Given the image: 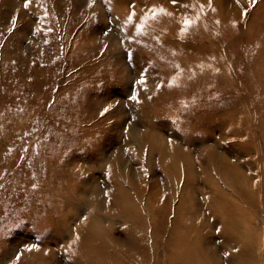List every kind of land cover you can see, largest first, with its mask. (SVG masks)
<instances>
[{"label":"rangeland","instance_id":"1","mask_svg":"<svg viewBox=\"0 0 264 264\" xmlns=\"http://www.w3.org/2000/svg\"><path fill=\"white\" fill-rule=\"evenodd\" d=\"M263 35L264 0H0V264H170L178 207L206 215L216 196L203 177L264 237V191L235 184L259 170L264 185V100L252 105L244 82L253 67L264 82ZM172 151L189 157L191 193L166 179ZM218 218L206 244L234 264Z\"/></svg>","mask_w":264,"mask_h":264},{"label":"bare ground","instance_id":"2","mask_svg":"<svg viewBox=\"0 0 264 264\" xmlns=\"http://www.w3.org/2000/svg\"><path fill=\"white\" fill-rule=\"evenodd\" d=\"M162 7L163 11L161 12H164L165 14L167 12L168 15H166L171 24L180 21V17L177 14L175 15V13L173 12L171 13L172 10L167 5L164 4ZM219 17L224 20L227 19V17H224L222 15H219ZM207 24H210L209 21L207 22ZM245 34L246 44H248L249 42L252 43L253 39L250 30H247ZM166 43H163L164 46H166ZM226 44L227 47L225 48V51L227 53L228 61L232 60L235 57H238L236 53L237 48L233 45V43L231 41H227ZM258 47H264L263 39L259 41ZM242 59H245V62H247L249 57L246 56L244 58H240V61L236 59L231 63L228 62L227 68L229 69L231 67L233 70H237L240 67L239 62H241ZM208 60L209 59L206 58L203 60L204 62H201L203 63L202 66L204 69H209L210 63L208 62ZM198 66L199 64L192 65V71H195V69L197 68L198 72H200V70L203 68H201L202 66ZM213 68H217L220 70V68L215 66H213ZM254 69L256 68L253 67L245 72L246 79H244V82L250 87L251 90L249 102L252 105L257 106L261 104L264 100V82L255 83L252 80L250 74L255 73ZM169 75L170 74L166 76L168 77ZM258 84H260V87H258ZM202 93H204V91ZM200 96L201 94L197 92V94L193 93L192 95H187V97H185V94H183L181 97L185 99L187 98L186 100H193L194 98L198 99ZM209 116L210 114H207V118H209ZM223 116L224 121L222 125L225 124L227 121L232 124L228 125L226 123V127H224L222 130L228 133V135H230L231 128L236 125V130H233L234 134H240L237 129V123H235L236 115L235 118L232 116V114H224ZM241 118L242 119L238 121V124H247L246 118ZM191 140L192 139H190L188 142L191 143ZM247 151L250 152V150ZM172 153L174 155L173 158H170L169 160H165L166 158L161 160V165L166 173V179L168 182H170V184H173V187H175L176 184L178 185L181 176H184L187 180V185L189 187L188 191L191 193V191L193 190L192 183H194V173L191 163L189 161V157L182 155V159H178L177 154H174L173 151ZM178 161H180L179 163H181V165H185V173L184 171H181L179 167H177ZM247 163L254 167L252 162H247L245 160L240 161L241 167L247 166ZM260 173L261 172H259L258 170L256 176L251 175V173L249 174L250 177L255 179V181L253 179L251 183L250 181H248L247 176H239L243 179V185L235 182L232 183L237 184L236 187L240 192L243 191V189L248 192H251L255 189L259 190L260 192L264 191V185L261 183L262 181L259 178L256 179L257 176H260ZM203 178L204 181L207 182L209 192L212 194H216V196H213L214 201L212 203L209 202L206 205V215H204L203 210L196 209V205L193 204V202L188 210H186L182 204L180 205V207H178L176 217L173 220V228L171 230L172 236L170 237L171 240L168 245V249H170L172 253L174 252L175 255L172 258L173 261H170L169 263L219 264V260L216 256V249L213 246L207 245L206 239L209 224H211L214 220H217L218 217H221L220 229L222 232V239L220 246L230 247L234 250V252L231 251V253H229V256L231 255L229 258L231 259L233 257V259H235L234 264H259L260 256L262 255V252L264 250V237L256 233L254 225L251 222L252 213L248 212L241 201H238L231 197L220 185L215 182H212L210 179L208 181L207 177ZM247 187L250 188L247 189ZM133 209H135V207L130 202L126 205L124 203L122 206V210L124 212H131ZM187 213L189 215L187 217L185 216V218H188L189 221L184 220V214Z\"/></svg>","mask_w":264,"mask_h":264},{"label":"snow or ice","instance_id":"3","mask_svg":"<svg viewBox=\"0 0 264 264\" xmlns=\"http://www.w3.org/2000/svg\"><path fill=\"white\" fill-rule=\"evenodd\" d=\"M250 3H254V0H249ZM172 3L175 5L177 3V0H172ZM25 7H28V4L26 3L25 4ZM150 11H152L153 13L156 11L155 9H151ZM162 11V10H161ZM135 17V13H132L130 16H129V21H132Z\"/></svg>","mask_w":264,"mask_h":264}]
</instances>
